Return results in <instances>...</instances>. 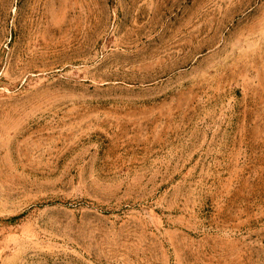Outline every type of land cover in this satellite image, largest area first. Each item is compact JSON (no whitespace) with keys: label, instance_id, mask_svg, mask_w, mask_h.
Wrapping results in <instances>:
<instances>
[{"label":"rangeland","instance_id":"rangeland-1","mask_svg":"<svg viewBox=\"0 0 264 264\" xmlns=\"http://www.w3.org/2000/svg\"><path fill=\"white\" fill-rule=\"evenodd\" d=\"M59 2L0 0V264H264V0Z\"/></svg>","mask_w":264,"mask_h":264},{"label":"bare ground","instance_id":"bare-ground-1","mask_svg":"<svg viewBox=\"0 0 264 264\" xmlns=\"http://www.w3.org/2000/svg\"><path fill=\"white\" fill-rule=\"evenodd\" d=\"M42 4H43V7H41ZM53 5L59 6L60 5L59 0H47L44 3H43V0H38V4L34 7V10L36 13H38L40 22L45 25V29L47 30V32L55 35L58 30L55 24L53 23V21L51 20V18H49V14L47 13L48 9H46V7L50 8Z\"/></svg>","mask_w":264,"mask_h":264}]
</instances>
